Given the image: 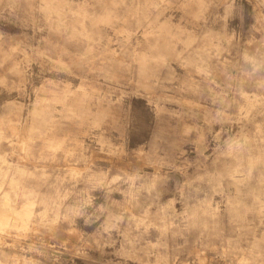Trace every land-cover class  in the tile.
<instances>
[{
    "label": "clouds",
    "instance_id": "9594fccd",
    "mask_svg": "<svg viewBox=\"0 0 264 264\" xmlns=\"http://www.w3.org/2000/svg\"><path fill=\"white\" fill-rule=\"evenodd\" d=\"M209 7L206 0H0V20L23 30L11 37L0 29V68L11 61L9 71L23 76L39 60L41 74L67 72L84 85L46 81L26 115L4 118L0 138L12 150L0 165V190L15 193L30 181L43 211L17 219L5 203L0 264H20L25 254H35L25 264L54 261L58 247L44 236L56 239L61 228L65 243L78 235L80 249L99 253V260L85 253L91 264L109 254L120 264H177L190 239L224 264H264V52L234 51L235 34L207 28ZM130 95L148 97L156 121L148 144L131 151L120 103ZM109 131L120 132L119 144L104 141ZM86 140L102 143L99 151L116 163L94 170ZM11 156L19 161L9 163ZM20 161L33 171L22 174ZM77 217L88 227L100 223L85 237Z\"/></svg>",
    "mask_w": 264,
    "mask_h": 264
},
{
    "label": "rangeland",
    "instance_id": "374dc122",
    "mask_svg": "<svg viewBox=\"0 0 264 264\" xmlns=\"http://www.w3.org/2000/svg\"><path fill=\"white\" fill-rule=\"evenodd\" d=\"M206 2L210 5L207 13V28L214 32L226 31L228 35L235 34L236 39L233 41L234 51L246 49L252 54L257 53L259 49L261 52H264V20L261 19V17H264V0H206ZM0 14L6 15V13L2 12ZM223 17L227 18L226 29ZM12 19H15V17H12ZM163 23L164 19L161 18V24ZM0 29L11 37H20L23 33L21 28L14 27L3 20H0ZM28 34L31 35V32L29 31ZM2 59L0 57V60ZM13 66L12 62L9 61L0 68V127H2L5 117L12 118L10 114L20 112L21 116L26 115V106H35L36 104L37 92L35 89H40L41 85L45 84L46 81H52V84L59 85L61 88L84 87L79 79L69 75L67 72L44 71L41 74V62L39 60H34L28 67L27 73H24L23 76L12 74L9 69ZM22 70L23 66L21 67ZM52 84L47 85V87H52ZM40 96L43 97V91H41ZM120 103L122 105L121 115L125 118L122 122H126L127 124V127L124 129V143L127 149L131 151L141 145H147L156 127V121L150 109L151 100L148 97L140 95H130L125 96ZM168 103L170 110L179 111L181 106L178 102L169 100ZM21 108H24V111H20ZM172 123H175V121H172ZM103 139L110 142L109 146H111V142L119 144L121 142L120 132L109 131L104 134ZM85 143L89 144V154L92 155L94 170H106L116 163L115 161L109 162L104 158V154L99 151L102 143H96L94 140H86ZM11 150L10 144L5 143L0 138V165L3 163L5 154ZM71 158L69 156V159ZM188 158H193L191 149H189ZM18 161V156L8 158L9 163H16ZM20 167L22 174L33 171L28 161H20ZM79 168L80 165L68 168V178H76L79 175ZM147 171L150 172L151 170L148 169ZM41 174L46 175V172L42 171ZM176 175L178 176V174ZM44 191L48 190H41L42 193ZM31 192L32 185L27 180L21 181L15 193L10 192L7 188L0 190V227L4 223L5 203L8 204L17 219H33L37 212L43 211V207L39 204L37 198L30 195ZM93 195L97 197L95 201L97 205L104 202L102 191H97ZM6 197L7 200L5 199ZM112 198L118 201L123 199L119 193H113ZM176 207L179 209L180 205L177 204ZM102 220L103 217L101 218ZM99 223L98 221L92 227H88L84 223V218L77 217L75 219V228L77 232L82 233L85 237H89L94 233ZM51 235H45L44 240L47 243L57 245V258L54 261L40 258L42 264H91V261H86L85 253L94 259H100L98 252L79 248L78 241L80 237L78 235H73L71 239H68L67 243H65V239L68 237L62 231V228L58 229L54 234L56 239H52ZM152 236L154 237L155 233H152ZM60 243H64V247H59ZM176 243L183 244L184 241L178 238ZM197 248L198 246L192 248V240L190 239L188 248L180 255L177 264H224L222 259L216 258L214 251L196 250ZM106 251L111 253L112 250L107 249ZM14 254L13 252L9 253V255ZM34 255L25 254L20 264H25L27 260L34 259ZM0 259H3L2 255H0ZM108 260H111L112 264H120L119 258L110 254L101 260V264H104ZM10 264H14V261L10 262ZM128 264H133V262L128 261Z\"/></svg>",
    "mask_w": 264,
    "mask_h": 264
}]
</instances>
